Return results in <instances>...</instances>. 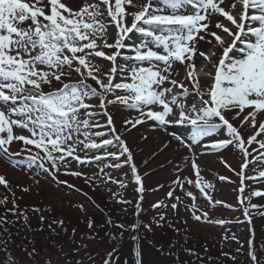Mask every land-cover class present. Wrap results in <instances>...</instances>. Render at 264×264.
Masks as SVG:
<instances>
[{"label": "snow or ice", "instance_id": "6c2138e0", "mask_svg": "<svg viewBox=\"0 0 264 264\" xmlns=\"http://www.w3.org/2000/svg\"><path fill=\"white\" fill-rule=\"evenodd\" d=\"M132 8L139 10L132 11ZM110 27L114 31L110 32ZM201 42L212 44L216 51L202 50ZM100 59L109 66L102 67L96 62ZM179 67L185 71L183 80L176 78ZM74 74L79 79L69 82L62 79ZM201 75L211 81L205 88L201 87ZM54 83L60 86L45 91ZM94 98L99 100V105L89 102ZM109 105H123L137 111L138 117L124 121L132 127L145 119L163 125H190L194 143L226 129L227 138L213 139L210 148L220 150L229 145L239 148L244 157L242 171L238 173L241 182L257 179L245 177L243 170L257 161L264 163V119L258 123V118L264 117V0H146L143 4L133 0H93L91 3L87 0L83 3L0 0V153L19 155L9 148L13 142H22L21 151L30 157L28 167L35 165L40 169L35 176L42 171L57 186L67 184L58 180L63 169L66 175L83 177L86 183L94 184L95 176L73 170L71 164L87 166L109 157L119 159L125 153L128 161L132 159L128 144L117 134ZM96 108L103 111L106 125L96 119ZM236 120L239 126L232 122ZM246 125L255 129L254 134L242 133ZM105 127L108 133L96 130ZM25 131L27 135L23 134ZM105 135L112 138L101 139ZM113 143H118L122 151L88 155ZM180 143L190 147L182 140ZM253 144L258 147L253 148ZM254 152L258 155L253 156ZM105 167L120 165L106 164ZM132 167L135 171L134 164ZM192 167L197 179H189L187 183L195 184L211 207L222 204L206 191L214 190L215 186L204 181L195 161ZM100 173L106 177L105 182L110 180L126 187L108 176L104 168H100ZM258 176L264 177V171H259ZM135 179L143 193L141 176L136 174ZM219 179L223 181L227 177ZM33 180L39 185L38 179L33 177ZM9 183L0 175V185L8 189ZM174 183L183 189L179 179ZM21 190L30 191L29 188ZM240 192H244L243 187ZM186 195L193 201L191 207L196 221L228 223L209 221L208 212L196 208V196L192 192ZM251 195L264 196V193L254 191ZM175 199L173 209L180 203L179 196ZM8 202L7 196L0 199V204ZM12 203L13 208L8 211L14 215L19 211L27 221V210H20L15 199ZM74 207L86 212L82 204ZM250 207L258 206L250 204ZM32 211L40 213L41 209ZM197 211L201 214H196ZM244 212L247 216L248 209ZM164 219L160 216V221ZM40 220L43 222L45 217L41 215ZM6 223V218H0V226ZM53 224L66 231L62 219H53L48 225L55 232ZM87 226L93 228L90 217ZM116 227L124 229L125 225ZM139 227L134 224L131 229L137 231ZM144 228L152 231V225ZM116 251L113 249L107 254L104 264H117L118 257L113 259ZM28 255L36 257L39 253L33 247ZM249 256L252 264H260L254 249H250ZM134 257V264H145L141 247L137 246ZM43 264L59 262L47 259Z\"/></svg>", "mask_w": 264, "mask_h": 264}, {"label": "rangeland", "instance_id": "374dc122", "mask_svg": "<svg viewBox=\"0 0 264 264\" xmlns=\"http://www.w3.org/2000/svg\"><path fill=\"white\" fill-rule=\"evenodd\" d=\"M77 2L83 3L84 0ZM87 2L91 3L93 0ZM133 2L143 4L146 0ZM239 7L237 5V10ZM109 31L114 29L110 27ZM199 47L202 50L206 48L216 51L212 44L204 42ZM96 62L104 68L109 66L102 59ZM199 68L198 61V72ZM178 70L179 76L176 78L183 80L184 68L179 67ZM62 79L69 82L79 77L74 74L70 78ZM88 82L93 83L90 80ZM184 82L191 90L189 82ZM210 83V80L201 75L202 88ZM59 86L54 83L51 89L45 88V91ZM89 102L99 105V100L95 98ZM94 111L97 112L96 119L106 125L103 111L99 108ZM108 112L113 116L117 134L128 144L132 159L128 161L125 153L119 159L109 157L101 160L97 162L99 166L97 163L85 166L73 162V170L96 177L95 186L93 183H86L83 177L64 174L63 169L58 174V180L67 181V184L57 186L42 171L39 176H35L40 169L35 165L28 167L30 157L27 152L21 151L22 142H13L9 148L10 152L20 153L19 155L8 156L0 153V175H4L10 182L8 189L0 185V199L7 196L9 201L7 204H0V218L8 221L0 226V264H43L47 259L58 261L59 264H64L65 261L68 264H76L77 261H82L83 264H104L107 254L113 252V249L117 250L113 256V259L118 257L117 264H134L137 246L143 250L145 264H252L250 249L255 250L260 264H264V196L251 195L254 191L264 193V177L258 176L259 171H264V163L257 161L243 170L245 177L256 176L257 179H243L242 183V177L238 175L244 162L241 150L234 145L220 150L210 148L213 139L227 138L226 129L194 143L190 125H163L145 119L143 123L132 127L125 125L124 121L138 117L137 111L123 105H109ZM261 119L264 117H259L258 123ZM232 122L239 126V120ZM96 130L108 133L107 127ZM241 131L249 136L254 134L255 129L246 125ZM23 134L27 135L26 131ZM111 138V135H105L101 139ZM181 140L190 144V147L181 144ZM252 147L258 146L253 144ZM121 151L120 145L113 143L105 149L90 151L88 155ZM256 155L258 153L254 152L253 156ZM248 159L251 160L252 157ZM193 161L199 166L204 181L215 186L214 190L206 191H210L214 201H222V204L211 207L199 188L195 184L187 183L189 179H197L192 167ZM106 164H119L120 167H105ZM100 168H104L108 176L123 182L126 187L110 180L105 182L106 177L100 173ZM136 174L142 178L143 193L139 191ZM220 176L227 179L221 181ZM33 177L39 180V185L34 183ZM178 179L184 185L183 189L174 183ZM241 187L244 188L243 193L240 192ZM22 188H29L30 191L24 192ZM170 192L172 196H169ZM186 192H192L196 196V208L207 211L209 221L224 220L228 223L221 225L203 219L196 221L191 207L193 201ZM177 196L180 197V203L173 209L171 205L177 203ZM248 197L251 198L250 201ZM13 199L20 210H27V221L19 211L15 215L8 211L13 208ZM120 200L129 203H120ZM81 204L86 212L74 207ZM157 204L161 206L154 207ZM250 204L258 207L252 208ZM33 208H40L41 212L35 213ZM245 208L248 209L247 216ZM196 214L201 213L197 211ZM41 215L45 217L43 222L40 220ZM160 216H164V221H160ZM89 217L93 221L92 229L87 226ZM53 219H62L66 231L55 224L52 225L55 232L49 229L48 225ZM120 224L125 225V228L116 227ZM134 224L140 225L137 231L131 229ZM144 225H152V231L146 230ZM27 236L32 240V245H27L30 242L26 239ZM136 236L140 239L135 240ZM33 247L39 255L29 257L28 252Z\"/></svg>", "mask_w": 264, "mask_h": 264}, {"label": "trees", "instance_id": "16d2710c", "mask_svg": "<svg viewBox=\"0 0 264 264\" xmlns=\"http://www.w3.org/2000/svg\"><path fill=\"white\" fill-rule=\"evenodd\" d=\"M11 235H15V233H11ZM19 235V234H18ZM17 236V235H16ZM28 241H30L29 243H27V245H32V240H30L29 239V236H27V238H26ZM15 240H16V238H15ZM20 241V240H19ZM248 248V247H247ZM180 252H183V251H180ZM179 253V252H178ZM180 254H183V253H180Z\"/></svg>", "mask_w": 264, "mask_h": 264}]
</instances>
